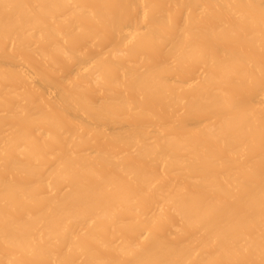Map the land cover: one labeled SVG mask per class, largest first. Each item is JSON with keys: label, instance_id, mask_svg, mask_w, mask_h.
<instances>
[{"label": "bare ground", "instance_id": "6f19581e", "mask_svg": "<svg viewBox=\"0 0 264 264\" xmlns=\"http://www.w3.org/2000/svg\"><path fill=\"white\" fill-rule=\"evenodd\" d=\"M0 264H264V0H0Z\"/></svg>", "mask_w": 264, "mask_h": 264}]
</instances>
